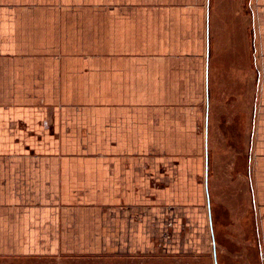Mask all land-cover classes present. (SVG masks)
<instances>
[{
	"label": "crops",
	"instance_id": "obj_1",
	"mask_svg": "<svg viewBox=\"0 0 264 264\" xmlns=\"http://www.w3.org/2000/svg\"><path fill=\"white\" fill-rule=\"evenodd\" d=\"M164 218L264 253V0H0V258L128 251Z\"/></svg>",
	"mask_w": 264,
	"mask_h": 264
},
{
	"label": "rangeland",
	"instance_id": "obj_2",
	"mask_svg": "<svg viewBox=\"0 0 264 264\" xmlns=\"http://www.w3.org/2000/svg\"><path fill=\"white\" fill-rule=\"evenodd\" d=\"M242 137L241 130H234L230 139H210L209 164L213 165L211 176L214 174L216 177L215 173L228 168V162L233 160L236 151L249 149L252 139L248 136ZM169 207L171 208L170 205ZM167 220L171 219L164 218L163 222ZM172 221L174 219L169 222ZM197 226L195 218L191 221L177 219L168 230L170 237L165 235V231L151 233L147 244L128 251H103L74 257L0 258V264H264V253L258 246L256 235L249 234V242L237 243L236 235L215 225L214 244L212 234L209 238L206 228L202 226L199 229ZM215 245L217 260L214 254ZM245 245L247 248H244Z\"/></svg>",
	"mask_w": 264,
	"mask_h": 264
},
{
	"label": "built area",
	"instance_id": "obj_3",
	"mask_svg": "<svg viewBox=\"0 0 264 264\" xmlns=\"http://www.w3.org/2000/svg\"><path fill=\"white\" fill-rule=\"evenodd\" d=\"M168 225H169V226H172V222H169ZM169 232H170V231H168V230L165 231V233H166L165 235L168 236V237H170Z\"/></svg>",
	"mask_w": 264,
	"mask_h": 264
},
{
	"label": "water",
	"instance_id": "obj_4",
	"mask_svg": "<svg viewBox=\"0 0 264 264\" xmlns=\"http://www.w3.org/2000/svg\"><path fill=\"white\" fill-rule=\"evenodd\" d=\"M214 254H215V257H216V260H217L216 245H215V247H214Z\"/></svg>",
	"mask_w": 264,
	"mask_h": 264
}]
</instances>
